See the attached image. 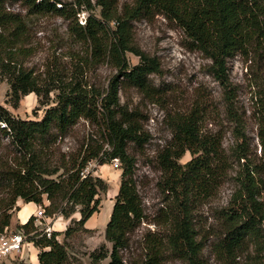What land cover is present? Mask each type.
I'll list each match as a JSON object with an SVG mask.
<instances>
[{
    "label": "trees",
    "instance_id": "16d2710c",
    "mask_svg": "<svg viewBox=\"0 0 264 264\" xmlns=\"http://www.w3.org/2000/svg\"><path fill=\"white\" fill-rule=\"evenodd\" d=\"M25 6L30 14L55 13L64 15V5L59 0H13ZM101 6V19L88 14L81 24L74 17V34L86 42L90 57L95 61H108L117 74L113 76L104 94L92 93L75 88V84L54 89L55 105L44 111L39 121L15 119L0 107V132L9 139H0V234L9 227L10 218L17 200L33 203L43 210L44 218L62 216L65 219L77 213L63 232L64 237L83 228L86 221L98 211L99 195L107 191V184L87 165H103L117 159L120 164V183L114 197L104 238L110 244V262L122 264L119 251L127 248L130 235L144 219L141 200L133 182L134 160L127 153V143L140 144L137 129L128 113L119 109V77L141 92H151L147 76L158 71V64L143 56L131 46L130 23L140 18L160 15L177 25L192 46L210 60V74L220 84L225 94V104L232 109V91L229 84L226 63L236 54H247L252 44L264 38L263 0H131L119 11L113 0H97ZM59 5V7H57ZM91 8L89 2L76 0V6ZM115 25L114 27L111 26ZM27 35L24 20L18 15L6 12L0 0V77L2 71L10 91V98L16 103L20 95L34 93L41 96L42 86L31 72H25L16 61L28 54L24 44L16 46ZM132 52L140 59L139 64L129 66L125 53ZM50 90L47 89L46 93ZM14 103V105H16ZM83 119L94 125L101 142H86L76 155L60 156L58 165L52 163L55 139H44L51 129L63 133L78 120ZM237 122V118H234ZM172 141L161 153L158 164L163 185L173 194L172 199L181 195L179 207L174 201L165 212L163 223L168 226L163 238H144L145 254L128 264H162L167 253L195 264L200 252L195 239L191 219V199L211 196L225 173V162L221 141L217 135L201 134L200 120L194 113L180 117L171 125ZM258 137L264 157V123ZM106 146V148H105ZM185 152L190 160L181 165L179 160ZM245 196L253 207L250 213L246 202L238 207L224 210L225 235L222 247L230 253L239 250L248 237L264 236V214L255 199L256 188L252 179L242 183ZM180 190V192H178ZM243 199L242 196L239 197ZM175 200V199H174ZM178 209V211H177ZM33 217L18 229L37 251V264H70L67 249L51 231L50 236L40 233L33 226ZM95 260L96 253L93 254ZM260 264H264V256Z\"/></svg>",
    "mask_w": 264,
    "mask_h": 264
},
{
    "label": "rangeland",
    "instance_id": "374dc122",
    "mask_svg": "<svg viewBox=\"0 0 264 264\" xmlns=\"http://www.w3.org/2000/svg\"><path fill=\"white\" fill-rule=\"evenodd\" d=\"M2 1L5 11L18 14L27 27L23 41L13 40L10 33L6 35L16 46L24 44L28 49L27 55L18 57L16 66L31 72L42 86L40 97L34 93L20 95L16 103L10 98L9 85L5 79L7 74L2 71L0 107L4 111L15 119L39 121L44 111L55 105L54 88L57 85L69 87L75 84V88L84 91L105 93L111 78L117 74L116 70L106 60H92L89 46L80 41L73 30L75 20L72 12L76 9L79 10L75 16L79 24L85 21L88 14L101 19V6L96 3L97 0H80L89 2L90 9L85 5L77 7L76 0H59L66 9L62 16L55 13L30 14L17 1ZM113 1L119 11L124 4L131 2ZM130 27L131 46L154 60L158 64V71L147 76L151 87L149 93L139 91L119 77V109L127 116L130 114L140 139H143L138 145L127 143L126 151L134 160L132 179L141 200L144 219L130 235L127 248L119 251L118 258L122 264L142 259L145 254L144 238H163L167 234L168 226L163 223L162 215L172 208V200L174 207L180 206L181 195L175 194L178 198L174 200L173 194L166 190L158 160L163 150L171 144L173 121L194 113L200 120L201 134L220 138L226 160L224 177L215 192L209 197L191 199L190 215L195 239L200 247L194 263L260 264L264 256V236L246 238L242 247L234 253L222 247L225 235L222 212L238 207L241 200H248L241 185L252 179L257 186L255 199L264 214V157L258 137L259 128L264 123V38L258 44H252L247 54H236L227 60L232 91V109L228 111L224 90L210 74V60L192 46L177 25L155 15L134 20ZM125 58L131 67L140 62L139 57L132 52L125 53ZM47 89L50 90L48 93ZM0 139L9 138L0 132ZM44 139H55L51 159L54 165H58L62 154L76 155L86 142H101L102 138L94 125L80 119L63 133L51 129ZM190 158V154L185 152L179 163L183 165ZM86 171H92L94 176L101 178L107 184V191L99 195L98 211L92 214L83 228L64 237L65 229L73 227L72 220H78L77 213L67 219L62 216L42 218L38 216L41 210L37 206L34 208L35 204L27 203L23 206L28 205L27 208L19 211L18 218L16 209L13 210L9 227L4 232L8 235L23 233L18 229L21 218L33 208L30 216L34 219V228L40 233H44L47 228L58 232L56 239L65 245L70 264H108L110 257L106 251L110 250V244L104 238V231L120 183V164L117 159L103 165L93 162L87 165ZM22 204L21 200H17L15 207L20 208ZM246 204L251 213L253 207L249 201ZM32 235H25L22 254L3 257L0 264H37L33 244L27 241ZM28 243L31 244L29 247ZM94 253L97 255L95 260ZM162 264L192 263L167 253Z\"/></svg>",
    "mask_w": 264,
    "mask_h": 264
},
{
    "label": "built area",
    "instance_id": "2783aa9c",
    "mask_svg": "<svg viewBox=\"0 0 264 264\" xmlns=\"http://www.w3.org/2000/svg\"><path fill=\"white\" fill-rule=\"evenodd\" d=\"M39 208V207H38ZM41 211L38 212V216L44 218L43 210L39 208ZM34 222V220H33ZM38 222H41L39 220ZM51 230L49 228L43 233L47 237L50 236ZM25 235L21 232H17L14 234H6L3 232L0 234V259L3 257L11 256L16 253H21L24 247Z\"/></svg>",
    "mask_w": 264,
    "mask_h": 264
},
{
    "label": "bare ground",
    "instance_id": "6f19581e",
    "mask_svg": "<svg viewBox=\"0 0 264 264\" xmlns=\"http://www.w3.org/2000/svg\"><path fill=\"white\" fill-rule=\"evenodd\" d=\"M25 204H27V203H24L18 210H17V218H18V213H19V211L22 209V210H24L25 208H27V206L26 207H23ZM21 205V204H20ZM29 207H31V206H29ZM32 211H33V208H32V210H27L26 211V214H25V216L23 217V218H21L22 220H21V223H26L27 222V220L29 219V217H31L30 215L32 214ZM110 213H111V211H110ZM110 213H109V216H110ZM25 245V244H24Z\"/></svg>",
    "mask_w": 264,
    "mask_h": 264
},
{
    "label": "crops",
    "instance_id": "0c3cea01",
    "mask_svg": "<svg viewBox=\"0 0 264 264\" xmlns=\"http://www.w3.org/2000/svg\"><path fill=\"white\" fill-rule=\"evenodd\" d=\"M23 205V204H22ZM34 206V205H33ZM31 208H32V206H31ZM34 208H36V205H35V207ZM21 223V222H20ZM21 224H23V223H21ZM29 245H31L30 243H28L27 244V246L29 247ZM33 248H34V246H32ZM30 251H31V249H29ZM34 250V252H35V254H36V261H37V250H35V248L33 249ZM23 253V250H22V252H21V254ZM31 254H32V252H31ZM31 254H30V256H31ZM22 256V255H21ZM37 263H38V261H37Z\"/></svg>",
    "mask_w": 264,
    "mask_h": 264
}]
</instances>
